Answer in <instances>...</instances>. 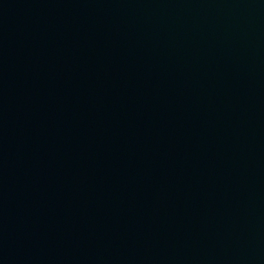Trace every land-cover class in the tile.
<instances>
[{"label": "water", "instance_id": "1", "mask_svg": "<svg viewBox=\"0 0 264 264\" xmlns=\"http://www.w3.org/2000/svg\"><path fill=\"white\" fill-rule=\"evenodd\" d=\"M0 264H264V0H0Z\"/></svg>", "mask_w": 264, "mask_h": 264}]
</instances>
